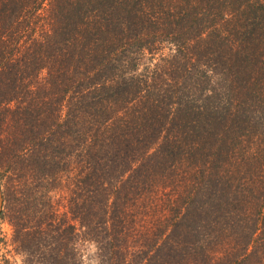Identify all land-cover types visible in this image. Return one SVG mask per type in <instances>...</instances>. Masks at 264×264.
<instances>
[{"label":"trees","instance_id":"16d2710c","mask_svg":"<svg viewBox=\"0 0 264 264\" xmlns=\"http://www.w3.org/2000/svg\"><path fill=\"white\" fill-rule=\"evenodd\" d=\"M0 187L22 264H264V0H0Z\"/></svg>","mask_w":264,"mask_h":264},{"label":"rangeland","instance_id":"374dc122","mask_svg":"<svg viewBox=\"0 0 264 264\" xmlns=\"http://www.w3.org/2000/svg\"><path fill=\"white\" fill-rule=\"evenodd\" d=\"M54 203L59 207L60 212H62V206L65 204L64 197L59 195H54ZM11 234V229L9 225L4 221H0V240L3 242L8 241ZM2 241H0V264H6L4 262V258H9L10 264H22L21 257H15V259L11 258V246L4 243L2 245Z\"/></svg>","mask_w":264,"mask_h":264},{"label":"water","instance_id":"95a60500","mask_svg":"<svg viewBox=\"0 0 264 264\" xmlns=\"http://www.w3.org/2000/svg\"><path fill=\"white\" fill-rule=\"evenodd\" d=\"M2 194H1V187H0V213L2 211Z\"/></svg>","mask_w":264,"mask_h":264}]
</instances>
